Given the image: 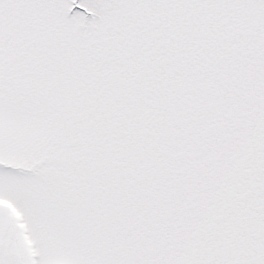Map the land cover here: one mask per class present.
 Wrapping results in <instances>:
<instances>
[{"label":"snow or ice","instance_id":"snow-or-ice-1","mask_svg":"<svg viewBox=\"0 0 264 264\" xmlns=\"http://www.w3.org/2000/svg\"><path fill=\"white\" fill-rule=\"evenodd\" d=\"M0 264H264V0H0Z\"/></svg>","mask_w":264,"mask_h":264}]
</instances>
